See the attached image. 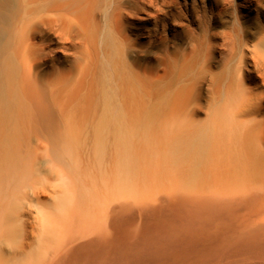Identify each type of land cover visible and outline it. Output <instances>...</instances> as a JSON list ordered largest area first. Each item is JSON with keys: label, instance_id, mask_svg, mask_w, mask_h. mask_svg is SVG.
I'll return each instance as SVG.
<instances>
[{"label": "bare ground", "instance_id": "bare-ground-1", "mask_svg": "<svg viewBox=\"0 0 264 264\" xmlns=\"http://www.w3.org/2000/svg\"><path fill=\"white\" fill-rule=\"evenodd\" d=\"M0 264H264V0H0Z\"/></svg>", "mask_w": 264, "mask_h": 264}, {"label": "rangeland", "instance_id": "rangeland-1", "mask_svg": "<svg viewBox=\"0 0 264 264\" xmlns=\"http://www.w3.org/2000/svg\"><path fill=\"white\" fill-rule=\"evenodd\" d=\"M225 18H226L227 20H228V19H230V17H225ZM227 25L229 26V27H228V26L226 27V28H227V30H228V29H230V28H231V24H230V23H227Z\"/></svg>", "mask_w": 264, "mask_h": 264}]
</instances>
